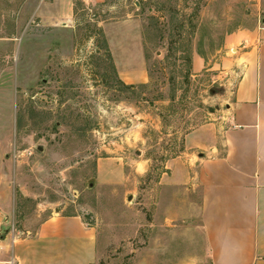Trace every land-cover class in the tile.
<instances>
[{"label": "rangeland", "instance_id": "1", "mask_svg": "<svg viewBox=\"0 0 264 264\" xmlns=\"http://www.w3.org/2000/svg\"><path fill=\"white\" fill-rule=\"evenodd\" d=\"M262 2H78L75 23L50 27L34 15L35 0H0L2 235L56 211L81 213L110 231L100 264H137V253L156 251L142 195L149 188L155 201L167 162L188 152L187 135L219 109L228 77L207 69L220 63L219 50L236 53L240 31L264 26ZM129 13L145 83L121 80L105 32Z\"/></svg>", "mask_w": 264, "mask_h": 264}, {"label": "crops", "instance_id": "2", "mask_svg": "<svg viewBox=\"0 0 264 264\" xmlns=\"http://www.w3.org/2000/svg\"><path fill=\"white\" fill-rule=\"evenodd\" d=\"M95 1L35 0L34 15L46 26L68 27L78 2ZM131 16L105 32L121 80L145 83L143 40L130 31ZM239 39L232 57L219 50L220 63L207 69L228 77L219 109L187 135L188 152L167 162L155 201L149 188L142 195L152 212L142 225H156L158 249L137 253V264H264V26L240 31L232 41ZM201 66L196 55L195 70ZM7 220L0 219V228ZM0 237V264H100L112 244L98 219L57 211L26 230L0 231Z\"/></svg>", "mask_w": 264, "mask_h": 264}, {"label": "built area", "instance_id": "3", "mask_svg": "<svg viewBox=\"0 0 264 264\" xmlns=\"http://www.w3.org/2000/svg\"><path fill=\"white\" fill-rule=\"evenodd\" d=\"M8 264H13V260L8 261Z\"/></svg>", "mask_w": 264, "mask_h": 264}, {"label": "water", "instance_id": "4", "mask_svg": "<svg viewBox=\"0 0 264 264\" xmlns=\"http://www.w3.org/2000/svg\"><path fill=\"white\" fill-rule=\"evenodd\" d=\"M212 110V109H211Z\"/></svg>", "mask_w": 264, "mask_h": 264}]
</instances>
